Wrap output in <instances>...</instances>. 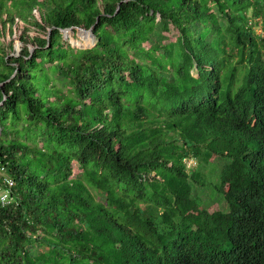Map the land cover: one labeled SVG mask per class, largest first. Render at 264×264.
Here are the masks:
<instances>
[{
	"label": "trees",
	"instance_id": "1",
	"mask_svg": "<svg viewBox=\"0 0 264 264\" xmlns=\"http://www.w3.org/2000/svg\"><path fill=\"white\" fill-rule=\"evenodd\" d=\"M0 131V264H264V0H0Z\"/></svg>",
	"mask_w": 264,
	"mask_h": 264
},
{
	"label": "built area",
	"instance_id": "2",
	"mask_svg": "<svg viewBox=\"0 0 264 264\" xmlns=\"http://www.w3.org/2000/svg\"><path fill=\"white\" fill-rule=\"evenodd\" d=\"M0 175L3 177V186H0V208L7 207L14 202L11 189L15 185V181L7 176L4 167L0 168Z\"/></svg>",
	"mask_w": 264,
	"mask_h": 264
},
{
	"label": "rangeland",
	"instance_id": "3",
	"mask_svg": "<svg viewBox=\"0 0 264 264\" xmlns=\"http://www.w3.org/2000/svg\"><path fill=\"white\" fill-rule=\"evenodd\" d=\"M256 28V31L258 32V33H260L261 32V29H260V27L259 26H256L255 27ZM83 33H85V32H83L82 30H79L76 34H74V33H71V34H73V37H74V42L76 41V42H81V43H86L87 41H86V39H84L83 37H81V34H83ZM91 37V36H90ZM92 38V37H91ZM94 41V40H93ZM95 42V41H94ZM95 44V43H94ZM93 44V45H94ZM93 45L92 46H88V47H93ZM75 46H77V47H85V46H79V45H75ZM17 52H20V45H18V47H17ZM0 133H1V131H0ZM196 161L195 160H189L188 161V165H189V167L190 166H195L196 165ZM203 197L205 198V195H203ZM218 198V197H217ZM217 203V205H218V207L219 208H224V210H225V212H227L228 211V204L224 201V200H220V199H218V202H208L207 204H210L211 206L212 205H215ZM206 204V203H205ZM209 205V206H210Z\"/></svg>",
	"mask_w": 264,
	"mask_h": 264
},
{
	"label": "water",
	"instance_id": "4",
	"mask_svg": "<svg viewBox=\"0 0 264 264\" xmlns=\"http://www.w3.org/2000/svg\"><path fill=\"white\" fill-rule=\"evenodd\" d=\"M72 30H73V29L63 30V31H64V38L67 39V40L70 39L71 44L75 46V45H78V44H76V43L74 42V37H73V36H70V34L73 33ZM82 31L91 35L92 39L95 41V42H94L95 44H94L93 46H95L96 43H97V39H96L95 34L93 33V28H91V29L88 30V31H87V30H82ZM17 47H18V46H17ZM81 48H90V47H81Z\"/></svg>",
	"mask_w": 264,
	"mask_h": 264
}]
</instances>
